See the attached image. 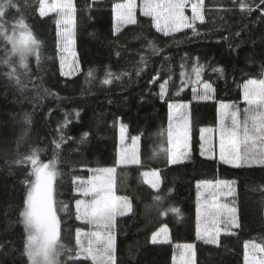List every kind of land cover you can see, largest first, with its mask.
Wrapping results in <instances>:
<instances>
[{"label":"trees","instance_id":"trees-1","mask_svg":"<svg viewBox=\"0 0 264 264\" xmlns=\"http://www.w3.org/2000/svg\"><path fill=\"white\" fill-rule=\"evenodd\" d=\"M122 1L73 0L80 70L72 76L61 75L56 14L39 17L38 0H14L17 8L6 10L8 35L12 22L23 16L41 46L39 64L34 56L28 60L30 71L21 76L26 85L21 89L5 75L8 68L2 61L11 46L0 36V264H27L19 214L30 165L15 161L33 148L41 149L42 162L58 153L60 175L54 195L67 248L75 249L76 229L86 227L74 219L75 200L80 197L77 179L116 166L117 195L128 196L133 204V212L117 218V264H178L174 257L181 249L176 245L189 243L195 246V264H245L246 244L264 246V167L235 168L219 158L201 156L200 129L220 124L221 103L243 107L240 86L264 77V15L259 10L242 11L239 0H204L205 19L196 22V34L185 29L164 36L138 7L137 24L122 26L114 34L113 8ZM149 42L159 51H153ZM198 66H203L199 79L193 71ZM213 68H223L224 75ZM138 69L143 70L137 74ZM107 72L113 74L110 84L102 83ZM205 82L212 86L209 98L201 96ZM178 103L189 106L185 114L190 117V155L169 166L166 156L156 153L167 146L168 105ZM25 114L30 123H25ZM65 121L67 127L61 128ZM122 125L128 139L139 137L141 165H116ZM83 133L88 135L81 139ZM61 134L71 139L57 150L53 141ZM150 170L160 171V208H178L179 215L169 211L162 216L155 206L149 208L157 193L142 173ZM202 181L235 182L242 227L221 233L218 245L205 244L196 236V185ZM60 203L67 205L66 212L59 210ZM163 226L169 242L152 243L153 233ZM61 261L91 264L66 255Z\"/></svg>","mask_w":264,"mask_h":264},{"label":"snow or ice","instance_id":"snow-or-ice-1","mask_svg":"<svg viewBox=\"0 0 264 264\" xmlns=\"http://www.w3.org/2000/svg\"><path fill=\"white\" fill-rule=\"evenodd\" d=\"M242 11L251 13L259 10L264 15V0H239ZM190 5L191 16L186 15L185 10ZM17 8L14 0H0V36H3L10 49H5L3 63L8 71L5 75L14 80L21 89L26 85L21 79L30 71L28 60L35 57L37 64L40 61L41 41L37 39L21 16L12 22V34L8 35V22L4 19L6 10ZM140 14L150 17L152 26L158 33L164 36L173 35L190 29L193 34L197 33L196 22H204V0H142ZM75 5L73 0H38L37 13L44 18L50 13L56 14L57 37L64 35L67 45L62 49L69 52L73 43L71 35L75 29ZM114 12V34L119 32L122 26L137 24V2L136 0H125L124 3H117L113 8ZM17 29L19 34L17 35ZM63 29V32H61ZM153 51H159L155 45L149 42ZM119 54V53H117ZM75 57V53H72ZM18 57L14 62L11 58ZM198 59V58H197ZM141 63H145L141 57ZM67 60L60 61L61 75L70 76L76 68L70 67L65 71ZM23 70L21 72L20 70ZM143 69H138L139 71ZM193 71L199 79L203 66L194 67ZM221 76L224 75L223 68H213ZM93 75L89 70L88 76ZM122 75H127L123 73ZM183 76V73L181 74ZM113 74L107 72L104 84L112 82ZM119 79V76L115 77ZM158 78V77H156ZM166 83L161 85V98L166 92ZM242 99L246 107L241 110L236 104L221 103V126L219 129V159L222 163L235 168L260 166L264 167V78L246 80L241 86ZM205 98L207 92L212 90L210 83H204ZM45 92L48 90L45 89ZM169 124L166 129V144L161 146L156 155L163 153L169 166L183 163L190 155V117L183 110L189 106L186 104H169ZM177 109L175 119L178 123L173 126V109ZM79 115V113H77ZM225 120L227 123H225ZM25 123H30L29 114H25ZM65 121L60 127H67ZM212 129L201 128L200 140L205 141V133L212 132ZM126 126L120 129V141L126 139ZM83 133L81 139L87 137ZM163 136L164 133L162 132ZM70 137L60 135L54 140L55 149H60ZM139 137L132 138L131 147H122L118 153L117 166L141 165L137 144ZM201 156L205 151H214L210 145L205 149L201 143ZM41 149L33 148L29 154L22 156L15 162L17 164L30 165L29 179L24 181L27 187L23 208L20 211V223L23 225L25 234L22 255L26 257L27 264H62L61 257L67 256L72 261H90L91 264H117L116 258V235L117 218L133 212V204L128 196L117 195L116 172L117 167H106L93 170L94 175L87 181L80 180L77 187V194L83 198L75 200L74 219L85 228H77L75 232V249L67 248L61 240L62 220L58 215L57 201L55 200V184L60 172L57 168L58 153L53 152V158L48 162L40 160ZM214 158V157H213ZM147 183L154 191L153 205L160 214L167 215L173 212L180 214L178 208L161 209L162 196L160 192V171L151 170L144 172ZM73 183H76L74 180ZM235 182L229 181H202L198 182L196 200V236L205 244H219L221 232L232 234V229L242 227L238 215V207L235 203L236 192ZM171 191V190H169ZM232 197L231 204L222 203L220 197ZM59 210L67 211V205L60 203ZM161 234L165 239L162 242H169L168 228L161 227L152 235V243H157ZM249 244L255 252L264 253V246L249 242L245 245V264H264V255L258 259L249 252ZM193 244H177L180 252V264H195V252ZM187 254V255H186ZM175 260V257H174Z\"/></svg>","mask_w":264,"mask_h":264},{"label":"rangeland","instance_id":"rangeland-1","mask_svg":"<svg viewBox=\"0 0 264 264\" xmlns=\"http://www.w3.org/2000/svg\"><path fill=\"white\" fill-rule=\"evenodd\" d=\"M125 0H123L122 2L120 3H124ZM137 2V8L141 5L142 3V0H136ZM185 13L186 15H188L189 17L191 16V11H190V5L188 8H186L185 10ZM61 32H63V29H61ZM12 34V33H11ZM10 34V35H11ZM19 34V29H17V35ZM66 35V34H64ZM64 35H62L61 37H59V47H60V52H59V56H60V61L62 58H65L67 60V64L65 66V71H69L70 67H75L76 70L72 73V75L76 74L79 70H80V63H79V60H78V56H77V52H76V49H75V37H74V31L71 35V39L73 41V43L70 45V51L69 52H64L62 51V49L67 45V42L66 40L64 39ZM75 53V57H73L72 53ZM70 75V76H72ZM264 78V77H263ZM202 87V98H205V89H204V83L201 85ZM210 97V91L207 92V98ZM180 104H186V103H178V104H173V105H180ZM187 105V104H186ZM246 107V104L244 103V106L243 107H240L241 110H243L244 108ZM184 112L186 111L183 110ZM173 112V116H174V119H173V126L175 127V125L178 123V120L175 119V116H176V113H177V109H173L172 110ZM186 113V112H185ZM222 120V118H221ZM225 123H227V121L225 120ZM220 126H221V121H220V124L217 126V127H204V128H207V129H212L213 131L212 132H207L205 133V141H201V143H204L205 144V149H208L209 146L211 145L213 148H214V151L210 152V151H205V154L203 156H208V157H211V158H219V129H220ZM121 129V127H120ZM119 129V130H120ZM126 135V134H125ZM200 136H201V133H200ZM132 146V138L131 139H128L127 138V135H126V139L124 141L123 144H121V141H120V131H119V151L122 147H131ZM137 148L139 150V143L137 144ZM100 169V168H99ZM96 170V169H95ZM94 175V172L92 170L90 176L88 178H80V179H77V187L79 185V182L80 180H84V181H87L89 178H91L92 176ZM231 182V181H229ZM235 188V187H234ZM83 197H79L78 199H81ZM220 201L222 203H229L231 204L232 202V197H223L221 196L220 197ZM233 230V229H232ZM223 233V232H221ZM163 238V235L161 234L160 236V240H164ZM181 251H183L181 249ZM180 251V252H181ZM195 252V250H194ZM249 252L250 254H252L255 258H259L261 255H264V253H259L258 251H253L251 249V245L249 244ZM187 255V254H186ZM180 253L175 257V261L176 263L180 264ZM195 260V258H194Z\"/></svg>","mask_w":264,"mask_h":264},{"label":"crops","instance_id":"crops-1","mask_svg":"<svg viewBox=\"0 0 264 264\" xmlns=\"http://www.w3.org/2000/svg\"><path fill=\"white\" fill-rule=\"evenodd\" d=\"M215 127H217V126H215ZM206 157H208V156H206ZM151 171V170H150ZM150 171H147V172H150ZM161 179V178H160ZM163 235V234H162ZM163 237H164V235H163ZM168 237H169V235H168ZM167 237V238H168ZM163 239H165V238H163ZM161 240H160V237H159V240H158V242H160Z\"/></svg>","mask_w":264,"mask_h":264}]
</instances>
